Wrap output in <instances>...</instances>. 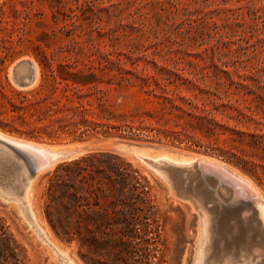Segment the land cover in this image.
<instances>
[{"label":"rangeland","instance_id":"374dc122","mask_svg":"<svg viewBox=\"0 0 264 264\" xmlns=\"http://www.w3.org/2000/svg\"><path fill=\"white\" fill-rule=\"evenodd\" d=\"M32 62L38 68L33 82L29 81L30 67H23V64ZM171 72L190 77L204 76L203 80L185 84L184 87L194 86L195 83L216 87L217 78H222L223 83L227 77L231 78L232 90L241 85V91L246 93L247 100L243 102L248 106L249 120L246 124L253 130L258 122L264 132V0H0V130L10 136L50 147L88 142L89 149L84 154L110 150L130 161L146 177L161 217L159 259L149 261L150 264H231L232 261V264H264V227L259 225L258 210L252 208L256 207L252 201L236 200L229 196L228 188L222 186L221 181L217 185L206 177L166 181L144 161L114 148L123 143H134L143 146L151 155L157 154L161 148H178L176 150L194 155L200 152L239 170L264 197V145L243 143L239 146L241 152L233 150L236 156L232 152L224 156L185 143L159 142L152 135L128 138L125 131L110 129L104 133L103 129V133L75 138L78 133H52L47 127L52 118L63 114L65 100L61 96L70 94L73 86L82 88L80 92L83 94L89 93L85 99L94 101L92 108L95 113H99L95 99L103 91L107 92L106 97L110 99V108L114 112L133 113L154 106L143 91L141 77L150 74L168 77ZM88 73L95 75L89 78L90 82L73 83L74 77L80 81L81 75ZM60 75L70 79L62 80ZM123 77H129L131 83L127 84ZM219 117L223 116L219 114ZM11 153L14 160L0 171V189L12 197H20L25 173L22 164L15 158L17 154L14 151ZM239 158L244 162H239ZM66 160L69 159L58 160L35 178L31 197L36 217L47 225L50 237L60 240L61 246L71 248L77 264L113 262L86 261L81 256L79 242L62 240L45 217L48 179L55 167ZM245 161L248 163L244 165ZM197 180L200 185L207 180L204 186L206 191L209 190L211 199L206 191L205 194L198 188ZM199 194L205 197H200L197 203ZM221 197L226 198L223 200ZM202 201L204 205L207 203L206 208L210 207L208 210L215 215L214 218L224 214L229 216L222 220V224L219 223L218 231L214 230L216 247L209 254L207 246L202 245V217L200 208H197ZM15 206V202L4 205L0 201V216L6 220L21 245V264H61L50 253L48 243L36 240L16 213ZM233 214L235 216H231ZM257 243L258 246H255ZM200 249L203 250L198 251ZM222 250H226L224 253L229 257L233 254L237 263L232 257L225 258ZM211 252L216 256L211 257ZM245 254L248 257L251 255L250 259Z\"/></svg>","mask_w":264,"mask_h":264},{"label":"trees","instance_id":"16d2710c","mask_svg":"<svg viewBox=\"0 0 264 264\" xmlns=\"http://www.w3.org/2000/svg\"><path fill=\"white\" fill-rule=\"evenodd\" d=\"M52 75L56 78L53 71ZM81 76L80 81L74 77L73 83L87 84L95 75ZM203 79V75L190 77L175 72L162 78L143 76V91L154 106L133 113L114 112L106 91L96 97L99 113H95L94 101L85 99L89 93H81L82 88L76 85L70 94L61 96L65 100L63 114L52 118L47 127L52 133H78L75 138L103 133V129L104 133L110 129L125 131L128 138L152 135L159 142L185 143L224 156L229 152L236 156L233 150L241 152L243 143L264 145L258 122L253 130L246 124L249 115L248 106L243 104L247 100L243 86L233 91V80L227 77L224 83L217 78L216 87L196 83L184 87ZM122 80L131 83L129 77ZM238 161L244 162L241 158ZM45 197L44 214L51 228L64 241L77 240L86 261L150 264L159 259L162 224L148 181L117 153L96 150L60 162L48 179ZM21 261V245L0 216V264Z\"/></svg>","mask_w":264,"mask_h":264},{"label":"bare ground","instance_id":"6f19581e","mask_svg":"<svg viewBox=\"0 0 264 264\" xmlns=\"http://www.w3.org/2000/svg\"><path fill=\"white\" fill-rule=\"evenodd\" d=\"M30 67L31 69V73H30V77L29 79H31V81H35L36 80V77H37V74H38V68H37V65L35 63H29V64H23V67ZM21 67V68H23ZM33 68V70H32ZM13 143L15 145H18L19 147L23 148V149H26L27 151L33 153L35 156H37L40 160V165L39 167H42L41 170L47 168V167H50L52 165H54L58 160V158L60 157H67L69 155L68 151H65V150H60L61 148L63 147H67V146H56V147H50V146H45V145H40L39 143L35 142V141H30V140H25V139H21V138H18V137H15V136H10L4 132H2L0 130V171H2V169H4V167L6 166V164L8 162H11L12 160H14V156L12 155V153L8 150V143ZM72 147V146H71ZM115 149H117L118 151L120 152H123V153H130L132 155H134L136 158L140 159L143 161V159L145 158H149V159H152V162H154L155 164H159V165H171L173 167H181V168H184L185 170H188V171H194L195 172V168L199 165L201 167V169L204 171V173H208V177L206 178H210L212 180H214L216 182V184L218 183L219 184V181H221V185L222 186H225L226 188H228L229 190V193L231 197H234L236 200L237 199H244L246 201H252V203H254V205L256 207H252V208H257L258 210V216H259V219L261 221V223L259 224L260 226H263L264 227V197L261 195V193L258 191L257 187L252 183V181L247 177L245 176L243 173L239 172V170L233 168L232 166H230L229 164H226L222 161H220L219 159H216V158H209V157H205L203 155H194V154H188V153H185L183 151H180V150H176V149H172V148H161L159 150V152L155 155H151L149 154L147 151L144 150V147L141 146L140 148H134L135 150H132V151H129V152H126V149H127V146L126 144H121V145H117L116 147H114ZM84 153V152H83ZM78 156V155H76ZM75 156V157H76ZM197 158H200L199 161L196 162ZM22 167H23V171L25 173V177L24 179L22 180L21 182V187H22V192H21V196L20 197H13V198H16L15 200V203H16V206H15V211L16 213L18 214V216L23 220V222H26L28 224L29 227H32L34 230H36V232L39 234L40 238L43 240V242H46L50 245L51 249L50 253L54 254L56 256V258H58L57 261H59L61 264H77L76 260L74 259L73 257V253L71 252V248L66 246V247H63L61 246L59 243V241L55 240L54 238L50 237V235L48 234V229H47V225L41 221V220H38L37 217H36V213L34 211V208H33V205H32V201H33V198L31 197V193L33 192V189H34V184H35V178H31L29 175H28V171L26 169V167L23 165L22 163ZM155 168L157 170L160 171V168H158L157 165H155ZM193 179V178H191ZM190 179V180H191ZM202 179V178H201ZM200 180V178H199ZM210 180V181H212ZM176 181H177V178H176ZM175 181V182H176ZM186 181V180H185ZM194 181H196L194 179ZM204 181V180H202ZM200 181V182H202ZM174 182V183H175ZM180 182V181H179ZM198 182V180H197ZM207 182V180H206ZM205 182V183H206ZM173 183V182H172ZM171 183V184H172ZM183 184L185 182H182ZM191 182H189L190 184ZM195 183V182H194ZM192 183V184H194ZM204 183V185H205ZM186 184V183H185ZM188 184V185H189ZM199 184V182H198ZM201 184V183H200ZM199 184V189L200 190H204V193L206 191V188L204 185H200ZM203 184V183H202ZM217 184V185H218ZM173 185V184H172ZM208 185V184H206ZM176 186V185H174ZM187 186V185H186ZM193 186V185H192ZM211 186V185H210ZM180 187V186H179ZM178 187V188H179ZM195 187V185L193 186ZM192 187V188H193ZM219 186H217V189H218ZM175 188V187H174ZM177 188V187H176ZM177 188V189H178ZM189 188V186H188ZM182 189V188H180ZM179 189V190H180ZM185 189V187L183 188ZM197 189V188H196ZM195 190L196 192H198V190ZM223 189V187H222ZM189 190V189H188ZM194 190V188L192 189V191ZM221 190V189H220ZM191 191V188L190 190ZM209 191V190H208ZM206 191L208 194H207V197H209L210 199L212 198L210 192ZM218 191V190H217ZM185 192V191H184ZM200 192V191H199ZM227 192V191H226ZM180 193L181 190H180ZM191 193V192H190ZM194 192H192L193 194ZM217 193V192H216ZM191 194V195H192ZM197 194V193H196ZM203 194V193H202ZM206 194V193H205ZM223 194V193H222ZM227 194V193H226ZM224 194V195H226ZM190 195V194H189ZM188 195V196H189ZM195 195V193H194ZM200 195V194H199ZM216 195V194H215ZM11 196V195H10ZM183 196V195H182ZM197 196V195H196ZM217 196H220V194H218ZM185 197V196H183ZM187 197V196H186ZM198 199L196 198V201L199 200L200 197H202L201 195L200 196H197ZM205 197V196H203ZM202 197V198H203ZM230 197V198H231ZM193 198V196H192ZM201 198V199H202ZM208 198V199H209ZM220 198V197H219ZM222 198V197H221ZM224 198L226 197H223L222 199L224 200ZM229 198V199H230ZM191 200V198H188ZM195 199V198H193ZM192 199V200H193ZM215 199V198H213ZM212 199V201H213ZM220 199V200H222ZM206 200V199H204ZM195 201V202H196ZM228 201V199L226 200ZM232 201V200H231ZM239 201V200H238ZM194 202V200H193ZM199 201H197L198 203ZM209 203V201H207ZM223 202V201H222ZM235 202V201H234ZM213 203V202H212ZM225 203V201H224ZM250 203V202H249ZM251 203V204H252ZM196 205V203H194ZM241 204V203H240ZM239 204V205H240ZM207 203L204 205L203 201L200 202L198 204V207L196 205L197 208H200L198 210H200L201 212V217H202V234H203V238H204V244H202L203 246H207L206 247V252L207 254H209V252L211 251V249L215 246V243L217 241V239L215 240L214 239V233L217 229V226L220 224H222V220H226L228 219V215H220V216H217L216 218L215 215L213 214H210V207L209 208H206L208 206H206ZM210 205V204H208ZM212 205V204H211ZM210 205V206H211ZM218 205V203H217ZM206 206V207H205ZM221 206V204H220ZM218 206V207H220ZM242 206V205H240ZM244 206V205H243ZM217 207V208H218ZM212 208H216V207H212ZM211 208V210H212ZM239 209V208H238ZM237 209V210H238ZM256 210V211H257ZM217 211V210H216ZM220 211V210H219ZM243 211V210H242ZM213 213H215V211H212ZM237 214V212L235 213ZM213 215V216H212ZM238 215H239V212H238ZM231 216H235L234 214L231 215ZM230 216V217H231ZM242 216V214L240 215ZM237 217V216H236ZM243 218V217H242ZM234 219V218H233ZM236 219V218H235ZM250 219V218H249ZM247 220V219H246ZM243 221V219H242ZM39 222H41L43 225H41ZM232 222V221H231ZM247 222V221H246ZM225 223V222H224ZM232 224V223H231ZM235 223H233L234 225ZM257 226V225H256ZM46 228V229H45ZM226 228V227H225ZM229 229V228H228ZM256 229V228H255ZM219 230V228L217 229V231ZM250 231H253L252 229H249ZM201 231V230H200ZM221 231V229H220ZM224 232V231H223ZM235 232V231H234ZM236 232L238 233V231L236 230ZM254 232V231H253ZM227 233V232H226ZM261 235V234H260ZM258 235V237L260 236ZM224 236V235H223ZM223 236L221 237V239L223 238ZM212 238L210 240L211 244H209V238ZM240 237V236H239ZM202 237L200 236V239ZM199 239V240H200ZM220 239V240H221ZM241 240V239H240ZM239 240V241H240ZM246 240V239H245ZM251 240V237L250 239ZM248 240V241H249ZM261 240V238H260ZM237 241V240H236ZM247 241V243H248ZM258 241V240H257ZM262 241V240H261ZM201 242V240H200ZM199 242V243H200ZM244 242V241H243ZM250 242V241H249ZM254 242H256L255 238H254ZM253 240H252V243H254ZM226 243V242H225ZM242 243V241H241ZM240 243V244H241ZM246 243V244H247ZM259 243V242H258ZM258 243L257 245L255 246H258ZM62 244V243H61ZM244 244V243H243ZM263 244V242H262ZM232 245V244H231ZM245 245V244H244ZM254 245V244H252ZM200 246V244L198 245ZM262 246V245H261ZM259 245V247H261ZM226 247V246H225ZM224 247V248H225ZM229 247V246H228ZM240 247V246H239ZM238 247V248H239ZM264 247V246H262ZM230 248V247H229ZM228 248V249H229ZM235 248V245L234 247ZM241 248H245V246H241ZM199 249V248H198ZM205 249V248H204ZM247 249V248H246ZM203 249H200L198 251H201ZM235 250V249H233ZM232 250V252H234ZM238 250V249H237ZM240 250V249H239ZM218 251V250H217ZM223 251V254L226 255L225 253L227 252L226 250H222ZM226 251V252H225ZM244 251V250H243ZM248 251V250H247ZM246 251V252H247ZM204 253V251H202ZM213 252V250H212ZM212 252L210 253L211 254V257H215L212 255ZM225 252V253H224ZM240 252H242V249L240 250ZM245 252V251H244ZM249 252V251H248ZM230 253V252H229ZM201 254V253H200ZM215 254V253H213ZM221 255H222V252H221ZM219 255V257L221 256ZM231 255V254H230ZM233 255V254H232ZM231 255V257L233 258V256ZM240 255V254H238ZM246 255V254H245ZM243 255V256H245ZM249 255V253H248ZM202 256V255H201ZM199 256V257H201ZM247 256V255H246ZM228 258L229 256H225V258ZM229 257V258H231ZM248 257V256H247ZM251 257V255H250ZM250 257H248L250 259ZM198 258V257H197ZM197 258L195 260H197ZM224 258V257H223ZM224 258V259H225ZM237 258V256H236ZM246 258V257H245ZM201 258H199L200 260ZM209 259V258H208ZM208 259H206V261H208ZM222 259V258H220ZM257 259V258H256ZM211 260V259H210ZM219 260V259H218ZM230 260V259H229ZM227 260V261H229ZM233 260L235 261L236 259L233 258ZM240 260V259H239ZM244 260V258H243ZM241 260V261H243ZM246 260V259H245ZM244 260V261H245ZM258 260V259H257ZM56 261V260H54ZM201 261V260H200ZM232 261V259H231ZM230 261V262H231ZM238 261V260H237ZM249 261V260H248ZM251 261V260H250ZM213 262H215V258H213ZM225 263V260L223 261ZM229 262V263H230ZM236 262V261H235ZM234 262V263H235ZM239 262V261H238ZM221 262H219L220 264ZM233 263V261H232ZM231 263V264H232ZM237 263V262H236ZM242 263V262H241ZM240 263V264H241ZM249 263V262H248ZM253 263V262H252ZM198 264V263H197ZM222 264V263H221ZM228 264V262H227ZM238 264V263H237ZM246 264V263H245Z\"/></svg>","mask_w":264,"mask_h":264},{"label":"water","instance_id":"95a60500","mask_svg":"<svg viewBox=\"0 0 264 264\" xmlns=\"http://www.w3.org/2000/svg\"><path fill=\"white\" fill-rule=\"evenodd\" d=\"M29 81H31V79H29ZM39 144L48 146V145L42 144V143H39ZM123 144H126V146H127L126 152L135 150L134 148H140L141 147L140 145H137L134 143H123ZM88 149H89V143L88 142H78V143L72 145V147L71 146L63 147L60 150L68 151L69 155L67 157H60L57 160H62V159L71 160V159L77 158V157L83 155L84 154L83 152L88 151ZM176 149H178V148H176ZM8 150L10 152L14 151L17 154V157H15V158L18 159V161L21 164L23 163V165L26 167V169L28 171V175L31 178H36L37 175L39 174V172L42 171L41 170L42 167H39L40 160L33 153L27 151L26 149L19 147L18 145L10 143V142L8 143ZM195 153L198 155L209 156V155H205V154L200 153V152H195ZM76 155H78V156H76ZM210 157H213V156H210ZM213 158H215V157H213ZM199 160H200V158H197L196 162ZM143 161L156 175L165 179L166 181H171L174 178H177L180 181H182V180H184V179L186 180L188 178H197L198 179V178L208 177V173H204V171L201 169V167L199 165L195 168V172H194V171L185 170L184 168H181V167H173L171 165L155 164L154 162H152V159H149V158H145V159H143ZM155 165H157L158 168H160V171L155 168ZM21 192H22V190H21ZM15 199L16 198H13L8 193H6L0 189V201H2V203L4 205L14 203L16 201ZM24 223L26 224L27 228H29L30 231L33 233V236L36 238V240L38 242H42L43 240L40 238V236L36 232V230H34L32 227H29L26 222H24Z\"/></svg>","mask_w":264,"mask_h":264}]
</instances>
